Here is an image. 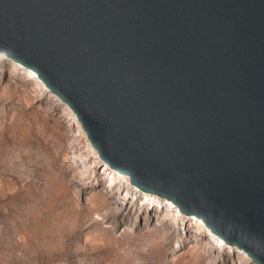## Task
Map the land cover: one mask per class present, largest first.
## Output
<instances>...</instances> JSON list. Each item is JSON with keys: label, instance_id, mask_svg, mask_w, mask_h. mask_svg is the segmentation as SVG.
<instances>
[{"label": "water", "instance_id": "obj_1", "mask_svg": "<svg viewBox=\"0 0 264 264\" xmlns=\"http://www.w3.org/2000/svg\"><path fill=\"white\" fill-rule=\"evenodd\" d=\"M0 54L130 190L264 264V0H0Z\"/></svg>", "mask_w": 264, "mask_h": 264}, {"label": "rangeland", "instance_id": "obj_2", "mask_svg": "<svg viewBox=\"0 0 264 264\" xmlns=\"http://www.w3.org/2000/svg\"><path fill=\"white\" fill-rule=\"evenodd\" d=\"M33 73L0 54V264H253L130 190Z\"/></svg>", "mask_w": 264, "mask_h": 264}, {"label": "bare ground", "instance_id": "obj_3", "mask_svg": "<svg viewBox=\"0 0 264 264\" xmlns=\"http://www.w3.org/2000/svg\"><path fill=\"white\" fill-rule=\"evenodd\" d=\"M27 69V68H26ZM29 70V69H28ZM33 76L35 77V79H38L36 76H35V74L33 73ZM64 112H65V114H67V113H71L70 112V108L68 107V106H66L65 105V107H64ZM72 114V113H71ZM72 116H73V118L75 119V117H74V114H72ZM76 125H77V128H78V130H80V127H79V125H78V122L76 121ZM81 131V130H80ZM155 198L156 197H152V199L153 200H155ZM161 198V200H164L165 198H162V197H160ZM164 206H166V205H164ZM173 211H177V208H176V206L174 205V204H172V203H169L166 207H164V210H163V212L165 213V215H167V214H170L171 212H173ZM196 220L197 221H200L198 218H196ZM219 241H221V240H219ZM232 250H233V252L234 253H236V260H237V262H240V261H242V257L245 255V252L244 251H241L240 249H238L236 246H232ZM210 257H213V259H211V260H207L208 262L206 263V264H213L212 263V261L214 260V259H216V255L212 252V251H210ZM237 264V263H236ZM253 264H256V263H254L253 262ZM259 264V263H258Z\"/></svg>", "mask_w": 264, "mask_h": 264}]
</instances>
